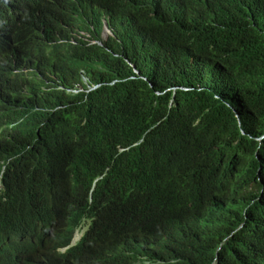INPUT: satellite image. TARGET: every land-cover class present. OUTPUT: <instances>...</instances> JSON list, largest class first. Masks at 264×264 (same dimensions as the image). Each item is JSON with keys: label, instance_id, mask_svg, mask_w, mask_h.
<instances>
[{"label": "trees", "instance_id": "trees-1", "mask_svg": "<svg viewBox=\"0 0 264 264\" xmlns=\"http://www.w3.org/2000/svg\"><path fill=\"white\" fill-rule=\"evenodd\" d=\"M13 14L26 72L0 53V264H264V0ZM82 73L100 86L68 93ZM53 221L66 238L43 236Z\"/></svg>", "mask_w": 264, "mask_h": 264}, {"label": "clouds", "instance_id": "clouds-1", "mask_svg": "<svg viewBox=\"0 0 264 264\" xmlns=\"http://www.w3.org/2000/svg\"><path fill=\"white\" fill-rule=\"evenodd\" d=\"M51 4V0H0V53L4 55L3 62L7 65H11L16 73L26 72L24 68V58L21 53V46L19 41V32L16 29L13 21L10 17L14 16V11H20L24 8H32L37 11H42L48 8ZM82 35L87 36L89 34L82 33ZM113 33L108 26L107 21H104L102 37L104 40H107L109 36H112ZM103 45L101 41L98 42ZM1 64V63H0ZM135 72L138 71L135 69ZM83 82L86 84V87L78 84L73 89H67L68 93L78 94L86 93L88 94L91 91L96 90L100 85H92L89 83V79L82 73L81 74ZM63 90L62 88H59ZM1 179V177H0ZM3 189V186L0 182V191ZM51 210V209H50ZM87 226L79 227L73 234L70 239L69 245L64 248L66 250L71 247H77L83 241L85 234L87 232ZM43 236L46 238L49 234L56 233L57 235L66 238L68 231L66 224L62 222L53 221L46 224L43 228ZM26 243L29 244L33 250L38 251L31 243L32 237L29 233L23 235ZM16 258H21V256H16ZM26 260H28L26 258ZM29 261V260H28ZM31 264V263H30Z\"/></svg>", "mask_w": 264, "mask_h": 264}]
</instances>
